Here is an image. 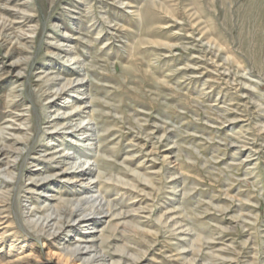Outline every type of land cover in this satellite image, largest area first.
<instances>
[{"label":"rangeland","instance_id":"obj_1","mask_svg":"<svg viewBox=\"0 0 264 264\" xmlns=\"http://www.w3.org/2000/svg\"><path fill=\"white\" fill-rule=\"evenodd\" d=\"M0 130V264H264V0H0Z\"/></svg>","mask_w":264,"mask_h":264},{"label":"bare ground","instance_id":"obj_2","mask_svg":"<svg viewBox=\"0 0 264 264\" xmlns=\"http://www.w3.org/2000/svg\"><path fill=\"white\" fill-rule=\"evenodd\" d=\"M54 76V75H53ZM53 78V77H52ZM76 79H77V77H76ZM79 79V78H78ZM72 83V80L71 79H69V78H67V79H64L63 80V82H62V86H66V85H70ZM78 113V111H73V109L72 110H70V113H69V118L71 119L72 117H74L76 114ZM63 119L64 118H66V116L64 115V116H61ZM88 124H89V122H85V123H82L81 125H79L78 126V130H75V131H77L81 136H83V135H85L86 136V132L84 131V129H82V128H85L86 129V127L88 126ZM1 131V130H0ZM78 134V135H79ZM78 144V143H77ZM76 156V155H75ZM50 157H52V156H50ZM67 158V157H66ZM76 172L75 171H73V172H70L69 173V179H74L75 177H76ZM82 175H85V174H82ZM38 180H40V178L38 179ZM36 181V180H35ZM81 200V199H80ZM104 199L102 198V199H100L99 200V203H98V205L100 206H98L99 208H104V206H106L107 207V209H109V207H110V204L108 203V202H106V201H104L103 203H102V201H103ZM96 202H90L89 201V199H84V201L83 202H80L79 200H77V204H69V207H64V208H62V206H60V207H57V209L56 210H53V209H51V208H49V209H51V210H49V209H47L46 207H36L35 208V210H33L32 211V213H33V216H35V215H37V211L36 210H38V211H41V214L38 216V218H37V220H35V221H32L33 223H35V226L37 227H39L40 229H43L44 230V225H48V223L49 222H51V223H53L54 225H53V227L55 226V224H59V223H61L62 224V219H64L65 220V218H67V219H69V218H71V217H73V215H75V214H80V215H83L88 209H90V208H92L93 209V207H94V205H96L95 204ZM72 205V206H71ZM97 207V208H98ZM95 208V207H94ZM99 208H98V210H99ZM97 210V209H96ZM52 215H53V218H51L52 217ZM40 219L42 220V222L41 223H39L40 222ZM64 223V222H63ZM33 225V224H32ZM35 228V227H34ZM38 228V229H39ZM50 228V227H49ZM37 229V228H36ZM56 229V228H55ZM58 229V228H57ZM40 231V230H39ZM38 231V232H39ZM55 231V230H54ZM87 247L85 246V247H83L82 248V250L83 249H86ZM77 250H79V249H77ZM81 250V249H80ZM81 250V251H82ZM88 250V249H87Z\"/></svg>","mask_w":264,"mask_h":264}]
</instances>
